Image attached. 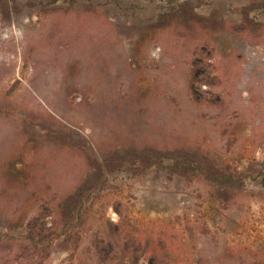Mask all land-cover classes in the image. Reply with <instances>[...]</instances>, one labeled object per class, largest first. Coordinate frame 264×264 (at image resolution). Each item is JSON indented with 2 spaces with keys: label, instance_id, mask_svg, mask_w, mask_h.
Wrapping results in <instances>:
<instances>
[{
  "label": "rangeland",
  "instance_id": "1",
  "mask_svg": "<svg viewBox=\"0 0 264 264\" xmlns=\"http://www.w3.org/2000/svg\"><path fill=\"white\" fill-rule=\"evenodd\" d=\"M96 139L161 166L101 175ZM155 244L264 264V0H0V264Z\"/></svg>",
  "mask_w": 264,
  "mask_h": 264
},
{
  "label": "trees",
  "instance_id": "2",
  "mask_svg": "<svg viewBox=\"0 0 264 264\" xmlns=\"http://www.w3.org/2000/svg\"><path fill=\"white\" fill-rule=\"evenodd\" d=\"M103 101V100H102ZM102 103V102H101ZM96 117L92 116L91 122H97ZM95 120V121H94ZM96 149L99 151L101 157L97 160L98 164L100 165L101 169V175L106 172H113V171H119L123 170L125 167L129 166L128 170H131L132 168L136 171L140 169H144L145 167L152 166V165H160L162 162V157L160 156H153V155H145V154H139L136 148L130 149L126 145H122L119 141L115 142L114 144H106L102 143L101 141H98L96 139L95 144ZM151 149H147V152H150ZM161 166V165H160ZM217 179H220L221 182L230 183L232 178L231 176H224L218 177ZM91 187H87L89 189ZM86 189H82L79 194H82ZM89 197V196H87ZM79 202V200L76 198V196L65 198L62 202V205L60 207L61 214L63 216V220L65 222V225H69L74 220V211L76 210V204ZM39 233L44 232V230H39ZM162 236H159L157 239L158 245L160 246L162 241ZM109 238L111 236L109 235ZM135 237L132 232V230H126L125 237L122 238V243L124 244V252L127 253L131 251V244L130 241L134 242ZM146 241H142L141 239L138 242V251L143 248H146L150 243L147 241V238H145ZM111 242L112 240L109 239ZM136 241V240H135ZM152 249H150V257L147 262V264H173L168 256L167 253L159 255L157 251V245H154ZM149 248V247H148ZM137 251V252H138ZM132 252V251H131ZM134 256L130 255V258L134 262H139V256L136 254H133ZM119 260L117 263L114 264H125V256H122V258L117 259Z\"/></svg>",
  "mask_w": 264,
  "mask_h": 264
}]
</instances>
